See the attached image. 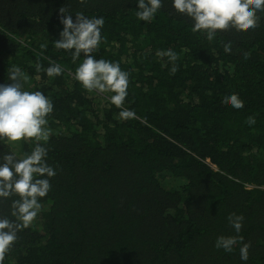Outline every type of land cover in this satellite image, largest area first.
Here are the masks:
<instances>
[{
	"label": "trees",
	"instance_id": "16d2710c",
	"mask_svg": "<svg viewBox=\"0 0 264 264\" xmlns=\"http://www.w3.org/2000/svg\"><path fill=\"white\" fill-rule=\"evenodd\" d=\"M135 7V0H0V83L18 66L24 89L52 100L45 147L56 169L40 213L18 232L4 264H245L239 243L232 252L214 246L218 236L237 235L231 213L244 216L246 264H264V13L258 27L218 31L209 41L170 0L151 22L139 21ZM60 8L74 21L104 18L92 55L130 73L124 107L135 119L121 120L110 93L74 79L83 56L73 62L55 47ZM168 49L179 57L175 74L157 55ZM50 61L61 76L45 74ZM230 93L243 108L223 102ZM35 143L0 141V155L30 153ZM17 198L0 199V216L10 217Z\"/></svg>",
	"mask_w": 264,
	"mask_h": 264
},
{
	"label": "clouds",
	"instance_id": "9594fccd",
	"mask_svg": "<svg viewBox=\"0 0 264 264\" xmlns=\"http://www.w3.org/2000/svg\"><path fill=\"white\" fill-rule=\"evenodd\" d=\"M175 12L190 18L193 32H203L211 41L218 31L235 28L246 31L258 27V13H264V0H170ZM135 16L139 21L151 22L163 6L164 0H135ZM60 23L63 25L55 41L57 49L72 53L76 62L83 56L74 72V79L89 92L100 94L110 93V103L121 109V120L135 119L136 113L125 108L128 96L130 73L122 70L119 62L96 59L95 52L104 40L101 29L104 26L103 17H86L76 14L75 21L60 8ZM42 48L47 45H41ZM225 51H230L226 45ZM159 57H167L172 63L170 73L178 70L175 61L178 54L171 50L158 51ZM37 71L43 66L36 65ZM48 77L61 76L64 72L60 64L49 62L43 69ZM21 69L12 66L8 72L10 83H0V141L18 142L35 140V146L30 153L18 155L8 152L0 155V199L18 197L12 200L9 216H0V264H4L6 254L18 239V232L27 228L37 218L41 211V198L51 190L50 178L56 175V169L47 162L49 149L45 144L50 138L47 128V117L54 110L52 100L41 91L25 90ZM223 102L235 109L244 107V101L236 93L224 96ZM249 126L256 123L254 116L247 118ZM229 224L237 235L218 236L214 246L225 252H232L238 243L240 259L247 262L250 245L243 242L239 235L243 227L244 216L231 213L227 217Z\"/></svg>",
	"mask_w": 264,
	"mask_h": 264
}]
</instances>
